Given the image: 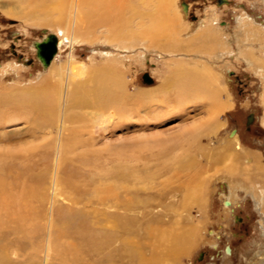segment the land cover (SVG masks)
Listing matches in <instances>:
<instances>
[{
    "label": "rangeland",
    "instance_id": "1",
    "mask_svg": "<svg viewBox=\"0 0 264 264\" xmlns=\"http://www.w3.org/2000/svg\"><path fill=\"white\" fill-rule=\"evenodd\" d=\"M172 1V13L177 14L180 19L177 38L181 49L186 50L169 54L159 47L147 48L145 41H138L136 46L126 50L104 38L92 43L65 44L59 50L58 57L53 61L57 66L66 64L72 57L76 62H83L88 70L106 68L121 74L126 82L127 92V97L110 111L117 117V122L107 132L108 139L99 137L98 140L91 141L90 147L88 146L90 151L88 147L86 151H81L78 147L74 152V162L64 168L62 176L66 177L78 168L80 172L94 176L95 182L86 175L88 184L93 187L94 183L107 181V178L109 180L107 173L112 169L123 168L130 173L125 185L134 188H131V191L136 188L140 198L137 199L133 192L119 194L120 199L128 201L134 209L135 213L130 214L136 219L132 232L136 231L137 237L132 239L135 242L134 245L131 244L134 250H130L135 257L130 262L125 260L126 264H143L141 256L149 258L157 253V257L147 264H264V181L258 176L257 169L258 165L264 167V68L260 71L255 65L249 64L241 53L248 50L253 53L252 59L264 60V0H229V4L222 5H218V0ZM184 5H188V11H185ZM6 9L7 7L0 6V92L10 95L22 91L23 88H32V93L43 97L47 88L43 78H48L51 74L52 64L49 68H44L36 58L33 43L42 40L45 32L55 33L56 26H33L22 19L9 17L5 13ZM205 36L209 39L207 48L203 45ZM186 64L208 68L216 78L212 89L217 90V96L212 103H179L177 92L168 85H163L172 76L171 72L182 69ZM146 73L153 78L152 84L144 82ZM51 82H54V79L49 76L48 83ZM217 109L219 112H216ZM32 111V118L23 119L21 115L24 116V111H10L7 107L0 110V120L4 123L0 125V161L4 162L0 168L11 167V172L19 174L23 170L26 171L30 178L27 186L34 214L31 217L35 220L33 223L37 225L36 228H39V233L31 238V246L20 249L22 251L16 255L12 254L11 259L15 261L16 258L20 264H31L32 261L38 264H76L74 253L61 258L51 252L47 257V253L33 247L40 242L46 243L58 229H64L70 234L75 232L83 217L90 224H96V215L92 213H96L97 207L90 205L84 208V202L81 201L70 210V202L65 199H60L54 204L51 181L58 157L54 152L57 121L48 129V121L37 116L38 109L34 111L33 108ZM98 114L109 116L108 112L101 110ZM251 114L255 119L248 126V117ZM214 120L217 126L213 131L203 128L204 130L198 133L194 128L199 123L206 124ZM71 126L72 129H77L78 124ZM185 131H193L194 136L197 135L191 143V154L204 165L199 184L206 183L204 196L192 200L183 198L185 191L179 186V180V183H171L173 194L168 195L169 197L161 194L163 183L172 177V172L169 177V172L164 170L165 162L169 161L167 157L163 158L167 151L164 152L163 147L158 145L159 142L153 139L162 135H179ZM235 133L237 140L234 139ZM137 138L143 139L140 141L143 146L139 158H135L133 149ZM167 147L170 150L176 149L174 145ZM217 152L223 155L219 162L216 160ZM247 157H255L257 161H251ZM86 160H89V168H86L88 164H84L85 167L83 165ZM95 164L97 166L93 167ZM171 164H167V168L172 167ZM232 166H237L242 171H238L237 175L241 174L238 178L247 179L249 184L251 179L255 180L251 184L256 188L238 189L231 209L225 206V201L232 195L231 183L226 178L229 177L227 168ZM137 174L140 177L139 182L136 179ZM11 175L13 177V174ZM41 176L47 181L36 183ZM80 178L77 181L83 179L82 184L87 183L84 178ZM91 187L88 189L92 190ZM176 187L182 189L177 191ZM89 192L85 191L80 198L84 199ZM53 211L57 221L51 222L49 214ZM165 213L167 217L162 219L163 221L151 219L153 215ZM66 223L72 225L67 226ZM147 224H165L164 228L168 226V230L174 232H182V229L186 230L188 227L196 228V243L188 247L191 249L187 253L174 258L175 260L165 259L162 247H156V243H153L154 236L145 232ZM51 225H54V228ZM27 228L28 226L24 225L25 236L30 238ZM173 228H177L176 231ZM69 233L68 237L60 241L63 248L74 243L71 237L73 234ZM159 236L161 239L166 238L162 234ZM193 238L194 235L191 236V239ZM69 239L73 241L69 242ZM227 246L232 250L230 255L226 252Z\"/></svg>",
    "mask_w": 264,
    "mask_h": 264
},
{
    "label": "bare ground",
    "instance_id": "2",
    "mask_svg": "<svg viewBox=\"0 0 264 264\" xmlns=\"http://www.w3.org/2000/svg\"><path fill=\"white\" fill-rule=\"evenodd\" d=\"M172 5V0H0V6L7 7L5 13L9 17L22 19L33 26H56L55 33L45 32V36L42 37V40L35 42H42L49 34H54L58 39L57 53L53 56V59L47 67L49 68L52 64L51 74L49 76L54 79V82H51L50 84L48 83L49 76L48 78H43V81L45 80V86L47 87L43 97L36 93H32V88H23L24 90L21 88L22 91L18 90L19 92H13V94L10 95H5L0 92V110L7 107L10 111H24V116L21 115L23 119H30L33 116V108L34 111L37 108L39 112L36 113L37 116H41L48 121V129L53 127L57 121V136L54 142V152L58 157L56 156V169L51 181L53 202L55 204L56 202H59L60 199H65L70 202L69 209L72 210L71 207L80 204L81 201H83L84 208L93 205V207H97V210L102 211L101 213L96 210V213H92V215H96V224H90L86 218L83 217V219L78 222L79 227H77V230L71 233L73 235L64 229H58L46 243L43 244V242H40L39 244H36V246H33L38 250L43 251L45 254L47 253V257H49L51 252H55L61 258H66L69 256L68 254L74 253V261L76 264H126L127 262L125 260H129L128 262H130V260L135 257L134 253H130V250H134L131 244L135 242L132 239L137 237L135 236L136 231L132 232V229L136 226L134 225L136 219L130 213L135 212L128 201L120 199L119 194L133 192L137 199L140 198V193L138 194V192H136V188L131 191L134 188L131 186L128 188V186L125 185L130 173L126 172L123 168L110 170L107 173L109 180L107 178V181L94 183L93 187L88 184L89 180H87L88 177L86 175H89V173L86 174L85 172H80L78 168H76V170L74 169L75 171L71 174L69 173L68 176H62L64 168L68 164H71V162H74L73 160H75L76 155L74 152L78 150V147L81 151H86L87 149L90 151L89 143H92L91 141L98 140L99 137L108 139L107 132H109V129L115 125V122H117V117L110 111L127 97V92L126 82L120 76L121 74H116L114 71L106 70V68L100 69L101 67L99 70H95V68L88 70L83 62H76L72 57H70L66 64L59 66H57L58 64L56 65L55 62L53 63V61L58 57L59 50H61L65 44L72 45L78 42L92 43L102 38L108 42L116 43V46L121 45L119 47H123L126 50L129 47L136 46L138 41H145V43H147V48L151 49L152 47H159L164 52H169V54L186 50L181 49V43L177 38L179 37L177 35L180 30V19L177 14L173 15L171 9ZM242 27L241 33L244 32ZM238 36L240 37L241 34H238ZM35 42L33 44L36 58L42 64L37 56ZM208 43V36H205L203 44L205 45V48L208 47ZM241 53H243L244 58H246L249 64L255 65L256 68L263 71L264 60L252 59L253 53L248 50H245L244 52L241 51ZM171 73L172 76L169 77L166 81L167 83L163 85H168L177 92L176 96L179 103H198V101H200L208 104L212 103L216 98L217 90L212 89V86L216 83V78L211 74L208 68H198L186 64L182 69H175ZM100 110L108 112L109 116L108 114H106L107 116L105 114H98ZM216 112H219V109H217ZM74 123L78 124L77 129H72L71 125ZM2 124L4 123L0 120V125ZM216 126L217 123L216 120H214L212 122H207L206 124L199 123L195 125L194 128H196L195 130L199 133V131L204 129L213 131ZM74 134H77V136H74ZM84 136L86 137L84 138ZM195 136L193 131L188 133L185 131L179 135L171 134L153 137V139H156V141L159 142L158 145L163 147L162 150H164V152L167 151L166 154L163 155V158L167 157L169 161L165 162L166 165L164 170L169 172V177L170 172H172V177L163 183V189L161 191L163 196L169 197L168 195H171V193L173 194L174 189L171 190L170 187L171 183H176V181L178 183L180 181L181 184H179V186L183 188L176 187V190L180 191V189H182L185 191V194L182 193L184 194L183 198L192 200L198 196H204L206 183L199 184V177L203 172L204 165L199 159L191 154V143L196 139ZM141 138H137L135 141L136 143L133 144V146L138 149L136 150L133 147L134 154L136 155L135 158L141 157L142 154L140 150L142 149L143 144H141L140 141L143 139ZM234 139L237 140L236 133L234 134ZM169 145L176 146V149H168L167 146ZM86 147L88 148L86 149ZM197 149H199V146ZM97 151L98 149L96 152ZM222 156L217 152L216 160L219 162L222 160ZM247 158L251 161H257L255 157H253V159L251 157ZM88 161L86 163L83 162V165L88 164L86 168L90 167ZM3 163L4 162L0 161L1 166ZM167 164H171L172 167L167 168ZM94 166L97 165L95 164L93 167ZM4 168H0V264H20L21 262L18 263L16 258L14 259L15 261H13L11 255H16L22 250L28 248L29 245L31 246L33 243L31 238L39 233V228H36L37 225L33 223L35 220L32 218L34 214L27 186L30 180L29 176L26 174L25 170L19 174L17 172H11V167ZM227 169L229 170V172H227L229 177L226 176V178L229 180V183H231L232 195H230V199L225 201V206L231 208L234 204L233 202H235L234 200L237 198L238 189L244 188L250 190L256 187L251 184L252 181L255 180L251 179L249 184L246 181L247 179L243 180L242 178H238V175L241 174L237 175V173L241 170H239L237 166H232ZM257 169L258 176L264 181V167L258 165ZM5 171L7 173L10 171L8 173L10 175ZM11 174H13V177ZM243 176L247 177L245 175ZM80 177L84 178L87 183L82 184L81 181L83 179L77 181ZM136 179L138 182L140 181L138 174L136 175ZM93 180L94 182L96 181L94 178ZM45 181L47 180L41 176L38 177V180L35 182L43 183ZM83 185L86 186L83 187ZM89 187H91L92 190L88 189ZM90 190L91 192H89ZM85 191H88L91 194L87 193L84 199L80 198L84 195ZM258 193H260V190ZM261 194L262 192L260 195ZM87 197L90 198L85 200ZM257 201L260 203L262 202L260 200ZM226 202L229 204H226ZM55 211L49 214V221L51 222L57 221ZM61 211L62 210L59 212L61 213ZM165 215L166 213L157 216L153 215L151 219L163 221L162 219L167 217ZM181 219H179V221ZM175 223L177 222H174V224ZM24 225L28 226L26 230L29 231L31 235L30 238L25 236L26 232ZM70 225L72 224L70 223L67 226ZM164 227L165 224H162L161 226L147 224L145 232L154 236L151 235L154 239L153 243H156V247H162L165 259H176L180 254L187 253L191 249H188V247L193 246L194 241L197 240H195L197 233L196 228L192 227L189 229L190 227L187 226L188 229L186 230L179 229V231L181 230L182 232H174L173 230H168V226H166L167 228ZM52 228H54V225ZM139 229H141V227ZM176 229L174 230L176 231ZM68 233L74 239V243L63 248L60 241H62L63 238L68 237ZM139 234L141 235V233ZM159 234L165 235L166 238L161 239ZM192 235H194L193 239H191ZM72 241L69 239V242ZM20 249L22 250L20 251ZM138 254H140V252ZM151 254H153V252ZM158 254L159 253L153 254L149 258L141 256L140 260L143 264H147L155 259ZM22 255L24 254L22 253ZM67 261L70 262V260ZM131 262L134 263L135 261ZM31 264L38 263H33L32 261ZM134 264H136V262Z\"/></svg>",
    "mask_w": 264,
    "mask_h": 264
},
{
    "label": "water",
    "instance_id": "3",
    "mask_svg": "<svg viewBox=\"0 0 264 264\" xmlns=\"http://www.w3.org/2000/svg\"><path fill=\"white\" fill-rule=\"evenodd\" d=\"M223 3H229L227 0H221L218 2V4ZM185 11H188V5H184ZM57 38L54 34H49L47 38H45L42 42H35V47L37 48V56L41 60L43 66L47 68L53 59V56L57 53ZM144 82L147 84L153 83V78L149 75V73H146L143 77ZM254 116L251 114L250 117H248V126L253 123ZM235 132V131H234ZM226 204H229L226 202ZM227 254L231 253L230 246L226 247Z\"/></svg>",
    "mask_w": 264,
    "mask_h": 264
},
{
    "label": "flooded vegetation",
    "instance_id": "4",
    "mask_svg": "<svg viewBox=\"0 0 264 264\" xmlns=\"http://www.w3.org/2000/svg\"><path fill=\"white\" fill-rule=\"evenodd\" d=\"M219 1H220V0H218V2H219ZM222 1H223V0H221V2H222ZM228 1H229V0H228ZM218 2H217V3H218ZM229 2H230V1H229ZM218 5H219V4H218ZM14 52H15V51H14ZM16 55H18V54L16 53ZM237 133H238V131H237ZM238 135H239V134H238ZM239 136H240V135H239Z\"/></svg>",
    "mask_w": 264,
    "mask_h": 264
}]
</instances>
